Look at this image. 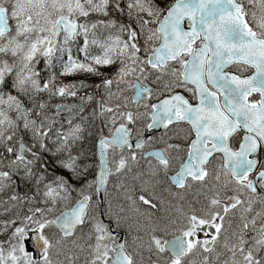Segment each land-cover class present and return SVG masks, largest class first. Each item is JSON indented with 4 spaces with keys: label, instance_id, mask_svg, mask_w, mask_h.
<instances>
[{
    "label": "snow or ice",
    "instance_id": "snow-or-ice-1",
    "mask_svg": "<svg viewBox=\"0 0 264 264\" xmlns=\"http://www.w3.org/2000/svg\"><path fill=\"white\" fill-rule=\"evenodd\" d=\"M0 264H264V0H0Z\"/></svg>",
    "mask_w": 264,
    "mask_h": 264
},
{
    "label": "trees",
    "instance_id": "trees-1",
    "mask_svg": "<svg viewBox=\"0 0 264 264\" xmlns=\"http://www.w3.org/2000/svg\"><path fill=\"white\" fill-rule=\"evenodd\" d=\"M69 79H71V78H69ZM88 82L89 83L94 82V78L93 79H90ZM89 91H91V89H89ZM83 94H84L83 91H81L80 92V95H83ZM52 102L53 103H63V104H78L79 103V99H78V97L77 98H71V97H69V98H66V99L61 100L60 98L57 97V98H54V100Z\"/></svg>",
    "mask_w": 264,
    "mask_h": 264
},
{
    "label": "flooded vegetation",
    "instance_id": "flooded-vegetation-1",
    "mask_svg": "<svg viewBox=\"0 0 264 264\" xmlns=\"http://www.w3.org/2000/svg\"><path fill=\"white\" fill-rule=\"evenodd\" d=\"M157 135H159L160 133H156ZM172 142H174V143H176V142H180V141H178V140H174V141H172ZM161 147H162V145H161ZM173 191H176V189L175 188H173ZM195 193V190L194 191H192V192H190V194L189 195H195L194 194ZM189 195H187L189 198H192V197H190ZM118 235H120L121 237H123L124 235H125V232H124V230H121V232L120 233H118ZM200 238H204V234L203 233H201L200 234ZM128 239H129V241H131V237H128ZM147 236H145V242L147 241ZM144 256H145V258H147L148 256H149V253L147 252V250L145 249V251H144ZM153 259H155V256L153 255V257H152Z\"/></svg>",
    "mask_w": 264,
    "mask_h": 264
},
{
    "label": "bare ground",
    "instance_id": "bare-ground-1",
    "mask_svg": "<svg viewBox=\"0 0 264 264\" xmlns=\"http://www.w3.org/2000/svg\"><path fill=\"white\" fill-rule=\"evenodd\" d=\"M40 68H43V64L40 65ZM52 165L55 166V161H54V159L49 158V167H50V166L52 167ZM50 170H53V169L50 168ZM60 174H63V175H65V176H67L68 178H69L70 175H71L69 172H67L66 170H62V169H61V171H60ZM98 199H102V198L99 197Z\"/></svg>",
    "mask_w": 264,
    "mask_h": 264
},
{
    "label": "rangeland",
    "instance_id": "rangeland-1",
    "mask_svg": "<svg viewBox=\"0 0 264 264\" xmlns=\"http://www.w3.org/2000/svg\"><path fill=\"white\" fill-rule=\"evenodd\" d=\"M50 168H51V169H54L55 166L52 165V167L50 166ZM60 171H61V170H60ZM60 171H59V172H60ZM70 174H71V173H70ZM69 179H71V175H70ZM101 198H102V197H101ZM29 243H30V241L28 242V246H29V248H31L30 245H29Z\"/></svg>",
    "mask_w": 264,
    "mask_h": 264
},
{
    "label": "water",
    "instance_id": "water-1",
    "mask_svg": "<svg viewBox=\"0 0 264 264\" xmlns=\"http://www.w3.org/2000/svg\"><path fill=\"white\" fill-rule=\"evenodd\" d=\"M103 192H101V195H102Z\"/></svg>",
    "mask_w": 264,
    "mask_h": 264
}]
</instances>
